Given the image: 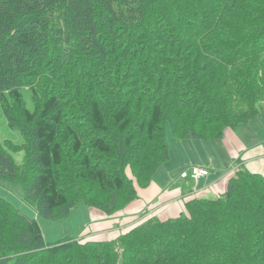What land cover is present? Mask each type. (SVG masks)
Returning <instances> with one entry per match:
<instances>
[{
  "label": "trees",
  "instance_id": "obj_1",
  "mask_svg": "<svg viewBox=\"0 0 264 264\" xmlns=\"http://www.w3.org/2000/svg\"><path fill=\"white\" fill-rule=\"evenodd\" d=\"M138 40L147 56L133 74L118 73L137 87L121 99L109 93L110 116L123 135L120 151L106 135L97 98L88 103L89 133L62 119L55 94L31 110L21 104L23 75L51 52L58 59L91 50L104 62L131 55L129 46ZM7 97L21 104L31 141L21 164L0 144V174L20 180L24 200L34 198L30 205L47 218L67 216L79 200L112 215L169 159L165 123L180 139H218L226 127L264 111V0H0V103ZM135 108L144 113L132 123ZM166 110L172 114L164 118ZM137 136L142 141L133 148ZM68 140L74 178L109 191L105 200L90 201L89 192L69 200L59 185ZM114 157L127 158L135 183H127L121 169L107 171ZM117 193L124 197L116 203ZM0 264H264V176L239 168L216 195L190 193L176 217L153 216L101 241L64 236L46 242L35 218L0 197Z\"/></svg>",
  "mask_w": 264,
  "mask_h": 264
},
{
  "label": "rangeland",
  "instance_id": "obj_2",
  "mask_svg": "<svg viewBox=\"0 0 264 264\" xmlns=\"http://www.w3.org/2000/svg\"><path fill=\"white\" fill-rule=\"evenodd\" d=\"M120 43L124 42L122 41ZM141 46L142 43L139 40L135 41L132 46H129L133 49L131 55L126 57L109 55L105 58L104 62L95 56L96 54L91 50L86 52L83 51V49L78 48L70 55L64 57L61 55L58 59L54 56L55 51H53L51 52L50 58L46 57L40 67H34L29 72V75H23V80L26 81V84L19 89L21 94V104L23 107L31 110L34 105H41V99L45 95L55 94L60 102L62 119L67 124H70L71 127L73 124L77 123L86 131V133H89L91 126L88 103L91 98H97L101 102V108L106 117V135H108V138L114 144L113 149L120 151L123 143V135L119 134L113 125L110 115L111 109L114 107V102L109 93H117L118 97L121 99V95L125 94V92L131 91V88L133 89L137 87L135 80L132 78L128 79L123 75H118V73L120 71H125L128 75H131L135 72V69L141 64L143 58L147 56L145 54L142 55L141 52L138 51ZM168 57L172 58L171 55H168ZM108 60L113 61V65H109L105 62ZM48 73H53V77L48 79L45 76V74ZM34 83L37 89V96L35 97H33V94L30 91V84ZM184 86L190 87L188 83H185ZM98 87H101V89ZM193 96L194 94H191V97ZM1 103L0 144L16 163L21 164L24 162L25 157L28 156V149L31 141V127L30 124L25 123L24 121L21 104L9 97ZM143 113V111L140 112V110L135 108L133 110L132 123L135 122L136 115H141ZM171 114L172 111L166 110L164 118H167ZM262 117H264V115H258L246 125L257 127L262 123ZM136 120L139 121V117L136 118ZM164 120L161 122L162 125L165 123ZM246 125L244 127H248ZM165 132L169 144V159L164 163V167L171 168L170 171L178 172L181 168L200 166L207 168L210 171V174L216 171L221 173L222 171L224 172L225 166L229 167L232 164V160L226 159L224 156L223 142L220 139H202V141L194 140V143H199L201 147L193 146L191 149V139H180L172 134L168 123H165ZM140 137L141 136H137L135 138V142H133L134 146L132 145L133 148L140 146L139 142L142 141V138ZM63 152L64 158L63 164L60 167V180L58 183L65 191L69 200H75L78 198V195L87 192H89L88 197L90 198V201L105 200L109 191L100 190L97 184H88L84 186L79 180L74 178L73 169L76 165L74 164V157L71 154L70 140H68L65 147H63ZM93 155L94 158L103 162L109 160L106 156L97 153H93ZM119 159V166H117V161ZM119 159L117 157L111 158L110 161L113 165L109 166L107 171L115 170L116 168L119 170L121 169L126 182L131 181L132 183H135L127 158L122 159L120 157ZM231 170L236 171L237 169H230L228 173L231 172ZM205 179L206 178H199L193 182L199 183L201 181L202 184L200 187H203L204 183H206ZM127 188H130V184H127ZM206 196H214V193L208 192L206 193ZM0 197L9 201L22 213L35 218L46 242L54 241L64 236L80 240L78 237L81 235L89 221L88 209L85 202L82 200L77 202L67 216L50 219L43 215H39L37 210L30 205L32 204L35 206V199L30 197V200H24L22 182L16 178L6 176L5 174H0ZM114 197H116L114 201L117 203L122 197H124V195L117 193ZM87 205L98 209L93 205ZM153 209L154 207L152 206L151 210ZM98 210L105 213L101 209ZM42 211L53 216L61 214L60 209L46 211L43 208ZM114 213H118V211ZM114 213L109 216H113ZM124 231L125 230H119V232L111 234H102L96 236V240L101 241L113 239ZM44 257L45 259L47 258L46 256ZM64 257L60 259H64Z\"/></svg>",
  "mask_w": 264,
  "mask_h": 264
},
{
  "label": "crops",
  "instance_id": "obj_3",
  "mask_svg": "<svg viewBox=\"0 0 264 264\" xmlns=\"http://www.w3.org/2000/svg\"><path fill=\"white\" fill-rule=\"evenodd\" d=\"M258 115H264V111ZM262 118V123L257 127L248 126L247 122L236 128L226 127L223 130L221 138L218 139L223 142L225 158L231 159L232 164L229 167L225 166L221 176H217V171L211 173L206 177L203 187H200L201 181L194 183L181 180L177 171H170L171 168L164 167L165 164H163L156 171L148 186L137 189V198L113 216H108L85 203L89 221L78 238L96 240V236L127 230L147 217L154 216L160 219L176 217L190 193L213 192L216 195L217 192L223 191L228 174L234 172L231 170L228 173L230 169L242 168L264 176V117ZM245 125L248 127H244ZM194 140L198 139H191V149L193 146L201 147L199 143H194ZM152 206L153 210H151Z\"/></svg>",
  "mask_w": 264,
  "mask_h": 264
},
{
  "label": "built area",
  "instance_id": "obj_4",
  "mask_svg": "<svg viewBox=\"0 0 264 264\" xmlns=\"http://www.w3.org/2000/svg\"><path fill=\"white\" fill-rule=\"evenodd\" d=\"M209 175L210 171L200 166H190L178 170V177L185 181H195L199 178H206Z\"/></svg>",
  "mask_w": 264,
  "mask_h": 264
}]
</instances>
